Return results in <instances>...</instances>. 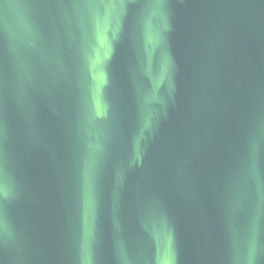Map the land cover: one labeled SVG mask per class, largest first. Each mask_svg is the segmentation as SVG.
Returning <instances> with one entry per match:
<instances>
[{"label":"water","instance_id":"water-1","mask_svg":"<svg viewBox=\"0 0 264 264\" xmlns=\"http://www.w3.org/2000/svg\"><path fill=\"white\" fill-rule=\"evenodd\" d=\"M124 264H264V0H154Z\"/></svg>","mask_w":264,"mask_h":264}]
</instances>
